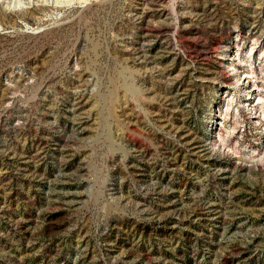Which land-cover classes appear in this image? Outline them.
<instances>
[{
    "label": "rangeland",
    "instance_id": "374dc122",
    "mask_svg": "<svg viewBox=\"0 0 264 264\" xmlns=\"http://www.w3.org/2000/svg\"><path fill=\"white\" fill-rule=\"evenodd\" d=\"M0 264H264V0H0Z\"/></svg>",
    "mask_w": 264,
    "mask_h": 264
}]
</instances>
